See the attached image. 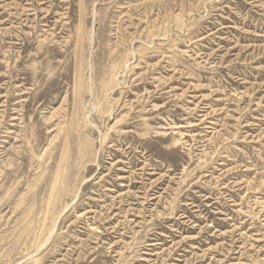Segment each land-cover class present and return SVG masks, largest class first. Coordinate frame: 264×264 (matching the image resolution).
Returning <instances> with one entry per match:
<instances>
[{
	"label": "rangeland",
	"instance_id": "1",
	"mask_svg": "<svg viewBox=\"0 0 264 264\" xmlns=\"http://www.w3.org/2000/svg\"><path fill=\"white\" fill-rule=\"evenodd\" d=\"M0 264H264V0H0Z\"/></svg>",
	"mask_w": 264,
	"mask_h": 264
},
{
	"label": "bare ground",
	"instance_id": "2",
	"mask_svg": "<svg viewBox=\"0 0 264 264\" xmlns=\"http://www.w3.org/2000/svg\"><path fill=\"white\" fill-rule=\"evenodd\" d=\"M97 6V5H96ZM81 8V7H80ZM84 8V7H83ZM156 9V8H155ZM155 12V11H154ZM110 17V16H109ZM158 22V21H157ZM49 24V23H48ZM157 26V25H156ZM147 32V31H146ZM71 34V33H70ZM100 35V34H99ZM98 36V35H97ZM95 34H94V29L92 28L91 29V44L92 45H94V41H95ZM105 38V37H104ZM150 41V40H149ZM135 47V46H134ZM148 47H150V46H148ZM122 50H123V48H122ZM133 52V51H132ZM135 52L137 53H139V50H135ZM136 53H133L132 54V56H131V58L128 56V54H124L122 57H120L119 58V62H117V63H115L114 65H112L111 66V68H110V73H109V77L107 76V75H105V76H103V78H102V82H103V84H104V87H105V89L106 90H108V89H112V88H115V86H119V83H120V79H121V73H123L125 70H129V66L131 65V63H130V61H132L131 59H133V57H134V55L136 54ZM138 55V54H137ZM145 55V54H144ZM156 55L158 56V54L156 53ZM148 56V55H147ZM91 57L92 56H90L89 57V60H88V62H89V64H90V69H91V73H90V75H89V84H88V88L87 89H89V92H90V94L92 95V98H94V77H93V64H92V60H91ZM143 57V56H142ZM135 58H136V56H135ZM145 58V57H144ZM84 59V58H83ZM115 60V59H114ZM117 61V60H116ZM113 64V63H112ZM132 64H133V62H132ZM106 65V64H105ZM123 69V70H122ZM132 72V71H131ZM112 84H113V86H112ZM115 85V86H114ZM103 89V88H102ZM104 94H106L105 92H103ZM110 95V94H109ZM106 97H107V95H106ZM96 98V97H95ZM99 99H100V97H98ZM107 98H109V97H107ZM107 98H106V101H108L107 100ZM95 100V99H94ZM102 99H100V101H101ZM105 102V101H104ZM97 103V102H96ZM109 103H111L110 101H109ZM102 105H103V103H101ZM122 104V103H121ZM108 105V104H107ZM138 105V104H137ZM101 106V105H100ZM100 106H97L94 102H89V104H88V108H89V110H88V116L86 117V119H87V121L90 123V125H92V126H96L95 124H94V122H92V120H91V117H92V115L93 114H95L94 112H96L97 113V110H100ZM110 106V105H109ZM102 107V106H101ZM119 107V106H118ZM104 108H105V106H104ZM109 108V107H108ZM102 109V108H101ZM106 110H108V109H106ZM17 111V110H16ZM102 111H103V109H102ZM18 112V111H17ZM87 112V111H86ZM98 112H100V111H98ZM120 112V111H119ZM118 112V113H119ZM106 113V112H105ZM108 113V112H107ZM111 113V112H110ZM109 113V114H110ZM101 114V113H100ZM113 119V118H112ZM85 124V123H84ZM18 125V124H17ZM15 130V129H14ZM88 132V131H87ZM131 132V131H130ZM151 132V131H150ZM101 134V133H100ZM120 135V134H119ZM75 137V136H74ZM116 145V144H115ZM90 148V147H89ZM92 148V147H91ZM94 150V149H93ZM84 151H88L87 150V147H86V149L84 150ZM82 152H83V150H82ZM81 152V153H82ZM90 152H91V154L93 155V153H92V150L90 149ZM122 152V151H121ZM84 153V152H83ZM83 155H85V154H83ZM86 155H88V154H86ZM90 155V154H89ZM91 155V156H92ZM108 155V154H107ZM107 155H105V156H107ZM94 156V155H93ZM135 156V155H134ZM100 157V156H99ZM93 158V157H92ZM107 158V157H106ZM83 159V158H82ZM109 159V158H108ZM147 161V160H146ZM110 163V162H109ZM123 164V163H122ZM147 164V163H146ZM90 165V164H89ZM133 165V164H132ZM129 166V165H128ZM147 168V167H146ZM137 170V169H136ZM93 173V172H92ZM71 174H72V172H71ZM135 175V174H134ZM143 176V175H142ZM146 179V178H145ZM96 185V184H95ZM148 186V185H147ZM82 187V186H81ZM107 191V190H106ZM117 197V196H116ZM201 205V204H200ZM103 208V207H102ZM70 209V208H69ZM54 231V230H53ZM238 235V234H237ZM42 246V245H41ZM45 248V247H44ZM168 249V248H167ZM242 249V248H241ZM40 254V253H39Z\"/></svg>",
	"mask_w": 264,
	"mask_h": 264
}]
</instances>
